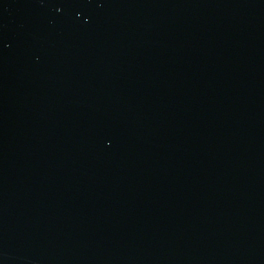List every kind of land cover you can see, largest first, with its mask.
<instances>
[{
  "label": "water",
  "instance_id": "water-1",
  "mask_svg": "<svg viewBox=\"0 0 264 264\" xmlns=\"http://www.w3.org/2000/svg\"><path fill=\"white\" fill-rule=\"evenodd\" d=\"M0 264H264V0H0Z\"/></svg>",
  "mask_w": 264,
  "mask_h": 264
}]
</instances>
